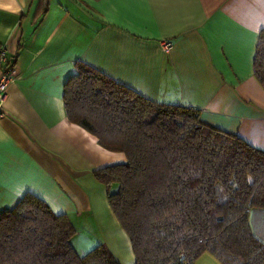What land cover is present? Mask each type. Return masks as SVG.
<instances>
[{"label": "crops", "instance_id": "0c3cea01", "mask_svg": "<svg viewBox=\"0 0 264 264\" xmlns=\"http://www.w3.org/2000/svg\"><path fill=\"white\" fill-rule=\"evenodd\" d=\"M262 29L264 0H0V47L16 73L0 120V212L31 194L71 224L87 214L116 263L133 264L93 177L125 157L68 121L66 80L85 63L264 150V89L252 69ZM194 264L221 263L204 253Z\"/></svg>", "mask_w": 264, "mask_h": 264}, {"label": "trees", "instance_id": "16d2710c", "mask_svg": "<svg viewBox=\"0 0 264 264\" xmlns=\"http://www.w3.org/2000/svg\"><path fill=\"white\" fill-rule=\"evenodd\" d=\"M253 74L264 89V29ZM69 122L125 162L93 177L128 237L133 264H264V240L250 216L264 218V150L200 120L197 109L143 97L78 62L64 84ZM64 214L23 196L0 212V264H117L105 247L80 256Z\"/></svg>", "mask_w": 264, "mask_h": 264}, {"label": "rangeland", "instance_id": "374dc122", "mask_svg": "<svg viewBox=\"0 0 264 264\" xmlns=\"http://www.w3.org/2000/svg\"><path fill=\"white\" fill-rule=\"evenodd\" d=\"M75 231V235L71 241L74 250L81 256H86L99 246L102 247V236L94 221V219L84 214L80 219H70ZM250 225L254 234L264 240V218L259 212H254L250 216Z\"/></svg>", "mask_w": 264, "mask_h": 264}, {"label": "built area", "instance_id": "2783aa9c", "mask_svg": "<svg viewBox=\"0 0 264 264\" xmlns=\"http://www.w3.org/2000/svg\"><path fill=\"white\" fill-rule=\"evenodd\" d=\"M162 50L169 51L172 48L171 42H163ZM13 58L8 59L6 56V49L5 47H0V120L6 118L7 113L4 110V99L6 96V92L8 86L15 78V69L13 65Z\"/></svg>", "mask_w": 264, "mask_h": 264}]
</instances>
